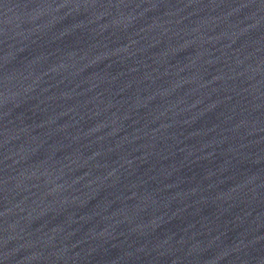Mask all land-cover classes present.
<instances>
[{
  "label": "water",
  "instance_id": "water-1",
  "mask_svg": "<svg viewBox=\"0 0 264 264\" xmlns=\"http://www.w3.org/2000/svg\"><path fill=\"white\" fill-rule=\"evenodd\" d=\"M0 264H264V0H0Z\"/></svg>",
  "mask_w": 264,
  "mask_h": 264
}]
</instances>
